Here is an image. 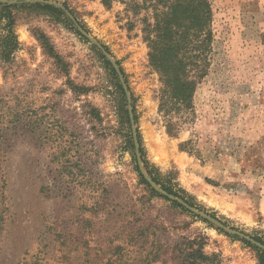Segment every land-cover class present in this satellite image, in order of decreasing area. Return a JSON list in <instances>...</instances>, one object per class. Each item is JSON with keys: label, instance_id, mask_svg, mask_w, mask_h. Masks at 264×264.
Returning a JSON list of instances; mask_svg holds the SVG:
<instances>
[{"label": "rangeland", "instance_id": "1", "mask_svg": "<svg viewBox=\"0 0 264 264\" xmlns=\"http://www.w3.org/2000/svg\"><path fill=\"white\" fill-rule=\"evenodd\" d=\"M50 1L73 10L123 68L131 103L64 10L18 12L20 49L0 60V264H258L246 238L141 182L129 105L148 174L264 238V0H211L209 73L177 136L158 112L159 75L125 5Z\"/></svg>", "mask_w": 264, "mask_h": 264}, {"label": "trees", "instance_id": "2", "mask_svg": "<svg viewBox=\"0 0 264 264\" xmlns=\"http://www.w3.org/2000/svg\"><path fill=\"white\" fill-rule=\"evenodd\" d=\"M102 1L108 8L112 6L114 1H119L125 5V10L130 17L128 29H133L136 21L142 25L143 39L149 49V64L157 72L161 82L158 95V112L164 119L167 133L171 136H177L181 129L183 114L193 109L197 87L209 73L210 55L214 41L211 0ZM64 5L67 7L66 4ZM22 9L45 10L59 17L64 14L62 9L47 3H28L23 0H17L15 3L0 2V28L2 30L0 34V60L4 63L13 62L15 52L20 49L21 42L15 27L18 12ZM71 12L73 13V10ZM41 39H44V44L47 43L46 37L41 36ZM54 57H57L56 54ZM106 63L117 78L116 85L123 94V102L125 101L126 105L125 91L117 77L116 70L111 66L110 61L106 60ZM120 69L125 76L126 83H128L125 71L121 66ZM125 113L128 122H130L127 108H125ZM183 145L185 144L181 146L184 147ZM136 167L141 182L149 187L151 193L164 197L185 209L178 201L169 199L151 187L139 166ZM149 174L152 180L162 185L165 191L180 196L193 205V202L180 194L179 190H175L174 184L170 180L159 179L152 170L149 171ZM254 238L264 245V238L259 236H254ZM243 240L257 252L258 264H264V249L249 240Z\"/></svg>", "mask_w": 264, "mask_h": 264}, {"label": "water", "instance_id": "3", "mask_svg": "<svg viewBox=\"0 0 264 264\" xmlns=\"http://www.w3.org/2000/svg\"><path fill=\"white\" fill-rule=\"evenodd\" d=\"M1 2H4V3H15L17 2V0H0ZM40 2L42 3H47V4H51V5H54V6H57L59 8H61L62 10H64L68 16L71 18V20L73 22H75L79 32L84 35L85 37H87L93 44L97 45L100 50L103 52V54L107 57V59L112 63L113 67L115 68L116 72L118 73V76L120 78V81L126 91V94L128 96V100H129V103H131V95H130V91L128 89V86L125 82V78L123 76V73L121 72L120 70V67L119 65L117 64L116 60L110 55V53L105 49V47L98 41L96 40L93 36H91L80 24H78L76 22V19L75 17L73 16V14L68 11L66 9V7L62 4V3H59V2H56V1H50V0H40ZM129 111H130V117H131V120H132V124H133V132H134V142H135V146H136V154H137V159H138V164H139V168L142 172V174L144 175L145 179L150 183V185L157 191H159L160 193L166 195L167 197L171 198V199H174V200H178L179 202H181L182 204H184L185 206H187L188 208H190V210H192L193 212H195L196 214L198 215H201L203 216L204 218L206 219H209L211 220L212 222L216 223L217 225H219L220 227L224 228L225 230L233 233V234H239L240 236L248 239V240H251L252 242H254L255 244H257L258 246L262 247L264 249V245L256 240H254L253 238L247 236L246 234L244 233H241V232H238L234 229H231L229 228L228 226H226L223 222H221L220 220H218L217 218L213 217L212 215L210 214H207L203 211H200L199 209L195 208V207H192L190 206L187 202H185L183 199L181 198H177L175 197L174 195L168 193L167 191H165L163 188H161V186H159L158 184H156V182H154L152 180V178L149 176V174L147 173L145 167H144V164H143V161H142V158H141V152H140V148H139V142H138V139H137V134H136V130H135V125H134V115H133V111H132V106L131 104L129 105Z\"/></svg>", "mask_w": 264, "mask_h": 264}]
</instances>
